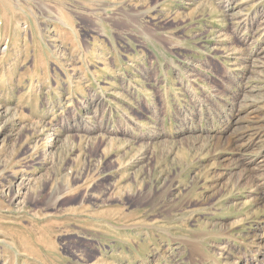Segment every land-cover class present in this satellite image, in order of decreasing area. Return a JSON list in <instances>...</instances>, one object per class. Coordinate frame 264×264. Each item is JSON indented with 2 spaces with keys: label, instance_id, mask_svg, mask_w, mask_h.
I'll use <instances>...</instances> for the list:
<instances>
[{
  "label": "rangeland",
  "instance_id": "obj_1",
  "mask_svg": "<svg viewBox=\"0 0 264 264\" xmlns=\"http://www.w3.org/2000/svg\"><path fill=\"white\" fill-rule=\"evenodd\" d=\"M0 264H264V0H0Z\"/></svg>",
  "mask_w": 264,
  "mask_h": 264
},
{
  "label": "bare ground",
  "instance_id": "obj_2",
  "mask_svg": "<svg viewBox=\"0 0 264 264\" xmlns=\"http://www.w3.org/2000/svg\"><path fill=\"white\" fill-rule=\"evenodd\" d=\"M246 131V130H245Z\"/></svg>",
  "mask_w": 264,
  "mask_h": 264
}]
</instances>
